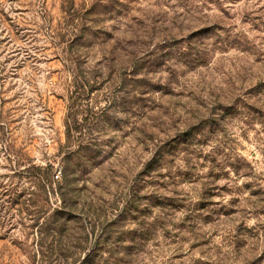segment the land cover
<instances>
[{
    "label": "rangeland",
    "instance_id": "rangeland-1",
    "mask_svg": "<svg viewBox=\"0 0 264 264\" xmlns=\"http://www.w3.org/2000/svg\"><path fill=\"white\" fill-rule=\"evenodd\" d=\"M0 264H264V0H0Z\"/></svg>",
    "mask_w": 264,
    "mask_h": 264
}]
</instances>
